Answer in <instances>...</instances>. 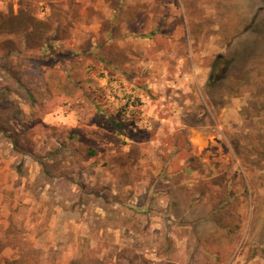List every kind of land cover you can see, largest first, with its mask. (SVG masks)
I'll return each mask as SVG.
<instances>
[{"label":"rangeland","instance_id":"374dc122","mask_svg":"<svg viewBox=\"0 0 264 264\" xmlns=\"http://www.w3.org/2000/svg\"><path fill=\"white\" fill-rule=\"evenodd\" d=\"M0 264H264V0H0Z\"/></svg>","mask_w":264,"mask_h":264},{"label":"trees","instance_id":"16d2710c","mask_svg":"<svg viewBox=\"0 0 264 264\" xmlns=\"http://www.w3.org/2000/svg\"><path fill=\"white\" fill-rule=\"evenodd\" d=\"M237 61H238V52L231 54L229 56L227 62H226L227 64H225L226 65V71L229 70L230 68H233L236 65ZM5 71L7 72L8 70L6 69ZM213 77H214V79H221L222 80V79H224L225 76H222V74H218L217 76L214 75ZM111 125H113L115 128H118L119 130L123 131L122 124L113 121V123Z\"/></svg>","mask_w":264,"mask_h":264}]
</instances>
